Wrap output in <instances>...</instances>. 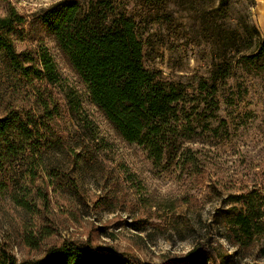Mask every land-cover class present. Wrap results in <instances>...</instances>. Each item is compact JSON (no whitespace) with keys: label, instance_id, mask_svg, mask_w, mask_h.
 Listing matches in <instances>:
<instances>
[{"label":"rangeland","instance_id":"1","mask_svg":"<svg viewBox=\"0 0 264 264\" xmlns=\"http://www.w3.org/2000/svg\"><path fill=\"white\" fill-rule=\"evenodd\" d=\"M60 0H0L28 18ZM83 8L89 1L78 0ZM116 13L135 17L143 64L165 84L185 85L179 123L169 137L175 148L155 160L142 146L118 137L88 100V93L55 45L45 41L57 80L48 87L59 100L61 141L46 152L47 163L69 172L75 193L48 191L51 236L36 250L24 247L16 231L25 218L0 198V244L17 259L41 256L48 246L87 243L141 264H264V238L250 250L227 240L225 217L240 208L246 190L264 195V91L247 79V92L234 94V80L217 93L208 83V48L199 42L190 14L178 37L142 11L140 0H110ZM252 18L264 32V0H255ZM194 39L195 44L186 41ZM23 50L28 43H17ZM3 105L18 113L39 112L35 90L22 84L0 52V116ZM168 141V140H167ZM264 201V196L262 197ZM39 223L40 220L35 218Z\"/></svg>","mask_w":264,"mask_h":264},{"label":"trees","instance_id":"2","mask_svg":"<svg viewBox=\"0 0 264 264\" xmlns=\"http://www.w3.org/2000/svg\"><path fill=\"white\" fill-rule=\"evenodd\" d=\"M139 6L175 37L184 25L178 19L180 10L190 14L210 60L208 83L200 80L201 90L214 94L234 80V94L240 97L248 90L247 79H258L264 91V32L251 15L255 0H140ZM136 27L135 17L116 13L110 0H92L86 8L78 0H60L30 18L7 4L0 15V52L18 80L35 90L39 106L38 113H18L3 105L0 116V198L23 212L16 238L30 250L42 246L53 232L45 215L51 201L48 191L76 190L69 172L47 163L46 152L61 139L56 131L59 100L48 87L38 85L57 80L45 41L55 45L85 87L90 104L120 139L144 147L155 160L175 148L167 136L179 123L178 107L187 100V87L165 84L145 69ZM20 42L28 46L18 50ZM186 42L195 44L194 39ZM260 194L244 191L236 201L240 208L225 217L233 247L248 251L264 238ZM0 264L141 263L85 242H65L48 246L39 257L21 259L0 244Z\"/></svg>","mask_w":264,"mask_h":264}]
</instances>
